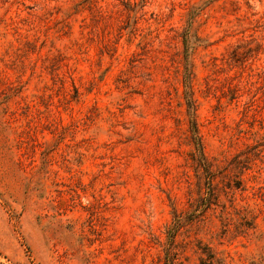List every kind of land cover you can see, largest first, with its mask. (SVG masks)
<instances>
[{
  "label": "rangeland",
  "instance_id": "rangeland-1",
  "mask_svg": "<svg viewBox=\"0 0 264 264\" xmlns=\"http://www.w3.org/2000/svg\"><path fill=\"white\" fill-rule=\"evenodd\" d=\"M253 263L264 0H0V264Z\"/></svg>",
  "mask_w": 264,
  "mask_h": 264
},
{
  "label": "trees",
  "instance_id": "trees-1",
  "mask_svg": "<svg viewBox=\"0 0 264 264\" xmlns=\"http://www.w3.org/2000/svg\"><path fill=\"white\" fill-rule=\"evenodd\" d=\"M186 106H187L188 114H189L190 119H191V123H192L191 132H192L193 138L195 139V145H196V152L192 155V158H193L192 160L195 162V165L198 169H201V170L207 169L208 170L209 165H208L207 159L204 155L203 148H202V145L200 142V138H199L198 132H197V127L195 124V109H194V102H193V99L191 96H186ZM178 228H179V223H175L171 227V231H173V233H175V235H176ZM253 264H258V263H253Z\"/></svg>",
  "mask_w": 264,
  "mask_h": 264
}]
</instances>
